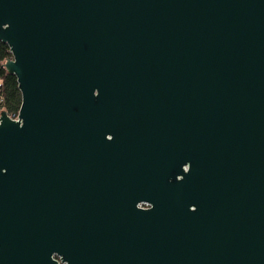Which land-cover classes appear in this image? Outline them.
<instances>
[{
    "label": "water",
    "instance_id": "1",
    "mask_svg": "<svg viewBox=\"0 0 264 264\" xmlns=\"http://www.w3.org/2000/svg\"><path fill=\"white\" fill-rule=\"evenodd\" d=\"M0 40V264H264V0H0Z\"/></svg>",
    "mask_w": 264,
    "mask_h": 264
},
{
    "label": "trees",
    "instance_id": "2",
    "mask_svg": "<svg viewBox=\"0 0 264 264\" xmlns=\"http://www.w3.org/2000/svg\"><path fill=\"white\" fill-rule=\"evenodd\" d=\"M10 57L9 46L0 40V111L12 115L18 114L22 98L16 76L4 65Z\"/></svg>",
    "mask_w": 264,
    "mask_h": 264
},
{
    "label": "built area",
    "instance_id": "3",
    "mask_svg": "<svg viewBox=\"0 0 264 264\" xmlns=\"http://www.w3.org/2000/svg\"><path fill=\"white\" fill-rule=\"evenodd\" d=\"M13 118H16L17 117V114H12L11 115Z\"/></svg>",
    "mask_w": 264,
    "mask_h": 264
},
{
    "label": "flooded vegetation",
    "instance_id": "4",
    "mask_svg": "<svg viewBox=\"0 0 264 264\" xmlns=\"http://www.w3.org/2000/svg\"><path fill=\"white\" fill-rule=\"evenodd\" d=\"M56 258H58L56 255H55ZM59 259V258H58Z\"/></svg>",
    "mask_w": 264,
    "mask_h": 264
}]
</instances>
